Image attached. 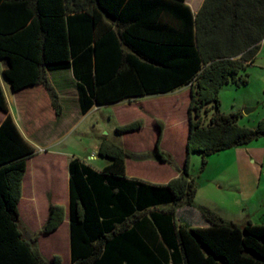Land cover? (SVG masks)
<instances>
[{"label": "trees", "instance_id": "trees-1", "mask_svg": "<svg viewBox=\"0 0 264 264\" xmlns=\"http://www.w3.org/2000/svg\"><path fill=\"white\" fill-rule=\"evenodd\" d=\"M264 40V0H205L194 16L185 0H0V60L14 92L43 85L60 114L47 72L70 69L81 115L93 106L166 95L189 86L186 156L177 176L156 185L129 179L125 160H143L105 139L94 169L79 158L68 164L70 264H264V225L226 222L200 208L206 228L176 217L193 207L191 153L206 157L264 138V118L238 125L240 113L220 110L227 84L245 86ZM0 264H62L46 260L38 235L21 225L17 204L26 160L35 154L8 114L0 87ZM154 159L173 166L159 149L163 125L154 119ZM135 120L119 134L142 128ZM65 218L50 204L42 234Z\"/></svg>", "mask_w": 264, "mask_h": 264}, {"label": "rangeland", "instance_id": "rangeland-1", "mask_svg": "<svg viewBox=\"0 0 264 264\" xmlns=\"http://www.w3.org/2000/svg\"><path fill=\"white\" fill-rule=\"evenodd\" d=\"M246 72L247 85L238 87L230 83L223 87L220 93V110L224 114L240 113L238 125L254 128L257 122L264 118V40L255 61ZM189 100V86H186L167 95L134 100L129 105L124 103L99 106L80 118L71 132H65V135L63 133L60 142L53 149L100 168L108 165L109 161L89 156L97 155L100 141L105 139L130 151H142V155L146 156L143 160H147L151 148L154 149L152 144L157 128L153 119L156 118L165 125L163 144L159 149L163 153L166 152L164 154L170 157L173 166L167 163H164L167 167L155 165L148 161L139 163L129 159L127 170L144 180L163 182L172 172H176L177 164L184 163ZM250 109L253 111L245 114V110ZM135 120L142 121L141 130L125 135L116 132L118 126ZM66 123L63 126H66ZM244 148L253 151L248 152L244 162L238 163V152L231 149L206 157L203 170L202 155L191 153L189 174L194 179L197 192L193 207H181L178 216H182L193 228H203L200 227V221L198 222V218H201L200 208L218 212L226 222L238 226L247 221L253 225H264V138L241 149ZM66 224V221L61 224L60 231L53 238L60 239L64 247L67 242ZM43 242L48 248L49 241ZM64 247L60 249L58 244L55 245L57 255L63 263L67 257L63 252Z\"/></svg>", "mask_w": 264, "mask_h": 264}, {"label": "crops", "instance_id": "crops-1", "mask_svg": "<svg viewBox=\"0 0 264 264\" xmlns=\"http://www.w3.org/2000/svg\"><path fill=\"white\" fill-rule=\"evenodd\" d=\"M204 1L205 0H185V4L190 8L192 14L195 16L201 9ZM4 69L5 65L3 61L0 60V87L3 91L7 103L8 114L12 118L17 130L19 131L23 139L35 149V154L26 160V170L21 182V197L17 204V211L19 214L20 223L26 229L27 232L33 235H38L37 244L39 251L46 260H50L52 256H58L57 250L55 248L56 244H58L60 249L64 247L60 243V239L53 238L54 235H56L60 231L61 224L66 221L67 242L64 244L65 247L63 249V252H65V256L67 257L65 263H63L62 261L61 263L70 264L68 224V164L70 159L75 157H69V155H67L66 153H61V151L54 150L53 147L60 142L63 133L65 135V132H71V130L79 122L80 118L87 115L90 111L99 106H93L85 115H81L78 102V95L76 91V82L74 80L72 71L68 69L56 72H47V80L49 86L55 93L59 105L60 114L56 115L51 105L49 93L43 85L38 84L14 92L11 89L9 82L5 79L3 75ZM146 97L137 98L134 100H139ZM132 101H122L114 105H122L124 103H127L129 105ZM5 117L6 114L0 111V124L2 123ZM77 118L78 120L76 121ZM69 120L73 121L69 122ZM64 123H66V126H63ZM162 125L163 130L161 133L159 147L162 146L164 138L165 125L163 123ZM139 130L133 132H137ZM157 133L158 132L156 131V137ZM125 134L127 133H123L122 135ZM156 137L153 140V147ZM241 148L243 147L235 148V151L238 152V163L244 162V157H247L248 152L252 151L248 148H244V150H242ZM123 149L135 155L143 154L142 151H130L127 150L125 147H123ZM150 153L151 154L147 160H137L136 162L144 163L148 161L149 163H154L155 165H166L154 159L153 148H151ZM164 153L166 152L164 151ZM89 157L93 159H95L96 157L98 158L97 155H91ZM128 160L129 159L125 160V173L127 178L129 179H137L150 184L162 185L166 184L168 181L177 176V172H172V174L169 175L167 179H165L163 182H152L144 180L140 177H137L133 173L128 172ZM82 161L89 164L85 160ZM176 166L178 169H182L183 164H177ZM92 167L96 170H100L103 168H96L94 166ZM50 204L62 206L65 210V218L56 230L49 234H42L40 231L47 219L48 208ZM183 208L189 207L184 206ZM179 209L176 212V217L179 220L188 224L190 227H193V225H190L187 221H185L182 216H178ZM216 214H218L222 218V215L220 213L217 212ZM199 221L200 227L206 228L209 226L208 223L202 217L200 219L198 218V222ZM44 240L49 241L48 248L46 247L47 244H42L44 243Z\"/></svg>", "mask_w": 264, "mask_h": 264}, {"label": "water", "instance_id": "water-1", "mask_svg": "<svg viewBox=\"0 0 264 264\" xmlns=\"http://www.w3.org/2000/svg\"><path fill=\"white\" fill-rule=\"evenodd\" d=\"M253 111V109L245 110V114H248L249 112Z\"/></svg>", "mask_w": 264, "mask_h": 264}]
</instances>
